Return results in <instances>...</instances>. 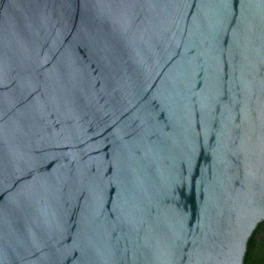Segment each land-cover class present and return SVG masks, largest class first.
<instances>
[{"label":"water","instance_id":"1","mask_svg":"<svg viewBox=\"0 0 264 264\" xmlns=\"http://www.w3.org/2000/svg\"><path fill=\"white\" fill-rule=\"evenodd\" d=\"M264 220V0H0V264H244Z\"/></svg>","mask_w":264,"mask_h":264},{"label":"trees","instance_id":"2","mask_svg":"<svg viewBox=\"0 0 264 264\" xmlns=\"http://www.w3.org/2000/svg\"><path fill=\"white\" fill-rule=\"evenodd\" d=\"M257 229L253 232L252 236L248 241L247 252L245 255L244 264H264V254L263 253H256L255 248L258 244L256 239Z\"/></svg>","mask_w":264,"mask_h":264},{"label":"flooded vegetation","instance_id":"3","mask_svg":"<svg viewBox=\"0 0 264 264\" xmlns=\"http://www.w3.org/2000/svg\"><path fill=\"white\" fill-rule=\"evenodd\" d=\"M257 234L256 239L258 241V244L255 248L256 253H263L264 254V220L257 226ZM256 228V229H257Z\"/></svg>","mask_w":264,"mask_h":264}]
</instances>
